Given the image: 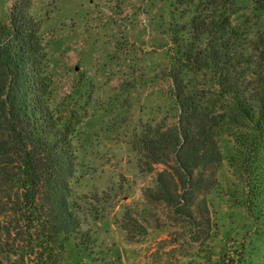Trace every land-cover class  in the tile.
<instances>
[{
	"label": "trees",
	"instance_id": "trees-1",
	"mask_svg": "<svg viewBox=\"0 0 264 264\" xmlns=\"http://www.w3.org/2000/svg\"><path fill=\"white\" fill-rule=\"evenodd\" d=\"M239 1L170 0L175 121L145 123L132 137L140 168L155 175L144 199L167 206L178 224L215 225L209 195L224 159L215 135L227 124L248 208L264 219V28L249 40L232 23ZM250 1L264 8V0ZM30 7L14 0L0 22V264H60L68 242L92 250L86 225L105 218L112 199L75 190L76 114L61 119L50 107L41 22ZM184 73L200 76L203 87H190ZM129 210L119 227L132 241L145 227Z\"/></svg>",
	"mask_w": 264,
	"mask_h": 264
},
{
	"label": "rangeland",
	"instance_id": "rangeland-1",
	"mask_svg": "<svg viewBox=\"0 0 264 264\" xmlns=\"http://www.w3.org/2000/svg\"><path fill=\"white\" fill-rule=\"evenodd\" d=\"M30 1L41 22L50 107L61 119L76 114L75 190L112 196L106 217L86 225L93 249L68 242L60 264H264V219L248 208L245 174L231 157L233 126L215 135L224 156L209 195L215 225L175 223L167 206L144 199L155 175L140 168L133 134L145 123L175 121L170 0ZM13 2L0 0L1 23ZM232 23L251 40L264 28V8L240 0ZM184 79L195 90L203 87L200 76L184 73ZM126 210L145 227L130 233L132 241L119 227Z\"/></svg>",
	"mask_w": 264,
	"mask_h": 264
}]
</instances>
